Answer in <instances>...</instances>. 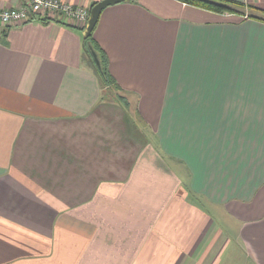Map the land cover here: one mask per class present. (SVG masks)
Instances as JSON below:
<instances>
[{"label":"crops","instance_id":"obj_1","mask_svg":"<svg viewBox=\"0 0 264 264\" xmlns=\"http://www.w3.org/2000/svg\"><path fill=\"white\" fill-rule=\"evenodd\" d=\"M232 1L104 9L127 104L83 24L0 26V264H264V0Z\"/></svg>","mask_w":264,"mask_h":264},{"label":"built area","instance_id":"obj_2","mask_svg":"<svg viewBox=\"0 0 264 264\" xmlns=\"http://www.w3.org/2000/svg\"><path fill=\"white\" fill-rule=\"evenodd\" d=\"M30 15L38 19L61 20L70 25L83 24L84 28L89 17V9L74 7L59 0H23L18 8L0 9V26L8 27L13 23H25Z\"/></svg>","mask_w":264,"mask_h":264},{"label":"trees","instance_id":"obj_3","mask_svg":"<svg viewBox=\"0 0 264 264\" xmlns=\"http://www.w3.org/2000/svg\"><path fill=\"white\" fill-rule=\"evenodd\" d=\"M177 1L216 13L240 12L239 10L244 7L242 3L235 2L232 0H177ZM252 18H256L264 22V18H260L256 16H252ZM41 20H45V19H41ZM82 45L86 55L88 56L89 59H91L93 63L92 67L94 69L96 76L98 77L100 85L105 89H107L108 95L110 97H112L113 99L119 102H124V104H127L125 98L122 97L123 95L119 92L118 86L116 85V82L109 71L108 58L105 52L100 48L98 43L94 40L93 33L87 40H82ZM90 48L92 49V51L95 52L96 60L98 62L97 65H95L92 60Z\"/></svg>","mask_w":264,"mask_h":264},{"label":"water","instance_id":"obj_4","mask_svg":"<svg viewBox=\"0 0 264 264\" xmlns=\"http://www.w3.org/2000/svg\"><path fill=\"white\" fill-rule=\"evenodd\" d=\"M127 0H101L97 2L96 4L92 5L89 12V17L86 22L85 27L82 30V40H87L93 33L98 20L100 18V15L104 9H106L109 6H113L122 2H125ZM91 57L95 65L98 64L96 60L95 52L92 51L90 48Z\"/></svg>","mask_w":264,"mask_h":264},{"label":"rangeland","instance_id":"obj_5","mask_svg":"<svg viewBox=\"0 0 264 264\" xmlns=\"http://www.w3.org/2000/svg\"><path fill=\"white\" fill-rule=\"evenodd\" d=\"M89 12H90V9H89ZM45 20H50V19H45ZM9 27V26H8ZM83 28H80V30L82 31ZM183 184V183H182ZM228 253V252H227Z\"/></svg>","mask_w":264,"mask_h":264}]
</instances>
